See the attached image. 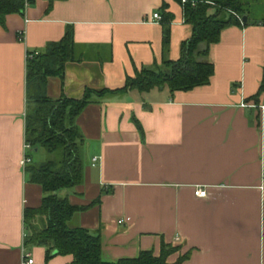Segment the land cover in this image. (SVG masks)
I'll return each mask as SVG.
<instances>
[{
    "label": "crops",
    "instance_id": "0c3cea01",
    "mask_svg": "<svg viewBox=\"0 0 264 264\" xmlns=\"http://www.w3.org/2000/svg\"><path fill=\"white\" fill-rule=\"evenodd\" d=\"M195 1V0H185ZM171 14L161 44L153 12ZM160 15V14H159ZM246 18L222 28L208 45L212 74L188 90L166 88L108 94L87 103L74 123L82 139L80 183L61 189L76 211L68 221L97 234L100 259L157 256L168 264H264V25ZM70 28L75 59L63 77L49 76L45 93L80 98L84 88L114 89L142 66L175 60L190 35L175 0H35L0 24V264H69L23 246L25 208L43 196L27 181L26 56L41 52ZM256 100H253V98ZM244 104V105H243ZM133 119L140 126L138 130ZM26 150L42 162V147ZM38 161H34V154ZM94 159L93 163L92 160ZM204 189V197L194 195Z\"/></svg>",
    "mask_w": 264,
    "mask_h": 264
},
{
    "label": "trees",
    "instance_id": "16d2710c",
    "mask_svg": "<svg viewBox=\"0 0 264 264\" xmlns=\"http://www.w3.org/2000/svg\"><path fill=\"white\" fill-rule=\"evenodd\" d=\"M50 8L54 0H47ZM182 22L190 26V35L179 43L175 60L162 59L160 64L142 66L127 76L123 84L114 89L84 88L80 98L61 95L57 99L47 97L46 80L49 76L63 77L64 64L74 60L75 49L72 32L67 28L62 38L48 43L41 52L27 51L26 56V109L25 141L32 148L42 147L49 157L42 162L29 161L24 167L27 181L41 186L43 196L37 208H25L23 222L25 235L23 246H43L45 257L70 255L69 264H168L165 256L170 251L163 245L157 256L150 251H140L134 258H121L114 262L100 259V241L97 234L69 226L68 221L76 211L65 197L58 196L61 189H69L80 183L82 174V139L74 120L82 108L108 94H120L135 90L148 92L166 88L188 90L204 85L212 74V65L205 60L208 45L218 40L219 31L227 26H241V17L252 14L260 7L255 22L264 25V0H195L180 2ZM35 0H0V24L6 14H23L25 7ZM160 6L161 44L165 48L169 40L170 13ZM264 90V64L258 92ZM253 100H256L254 97ZM138 130L139 124L133 119ZM27 156L30 155L28 152Z\"/></svg>",
    "mask_w": 264,
    "mask_h": 264
},
{
    "label": "built area",
    "instance_id": "2783aa9c",
    "mask_svg": "<svg viewBox=\"0 0 264 264\" xmlns=\"http://www.w3.org/2000/svg\"><path fill=\"white\" fill-rule=\"evenodd\" d=\"M180 2H185V0H180ZM150 18L155 20V21H159L160 15L157 12H153L150 15ZM263 99H264V97H263ZM252 106H255L257 109L261 110L264 107V102L254 103V104H252ZM29 148H30V145L27 142H25V144H24L25 154L21 160V165L23 166V168L30 161L29 157L26 155V150H28ZM93 161H94V159L92 160V163H93ZM194 195L197 197H204L205 191H204V189H201V188L195 189ZM20 264H34V260L28 252H25L23 250Z\"/></svg>",
    "mask_w": 264,
    "mask_h": 264
},
{
    "label": "rangeland",
    "instance_id": "374dc122",
    "mask_svg": "<svg viewBox=\"0 0 264 264\" xmlns=\"http://www.w3.org/2000/svg\"><path fill=\"white\" fill-rule=\"evenodd\" d=\"M261 7V6H260ZM260 7L258 6H256L254 9H253V12H252V14L251 15H249V17L250 18H253L254 16H258L259 15V13H260ZM43 153H44V156H43V160H45V159H47L48 157H49V154L46 152V150L43 148ZM34 154V153H33ZM38 157L39 156H36L35 154H34V161H38L39 159H38Z\"/></svg>",
    "mask_w": 264,
    "mask_h": 264
},
{
    "label": "water",
    "instance_id": "95a60500",
    "mask_svg": "<svg viewBox=\"0 0 264 264\" xmlns=\"http://www.w3.org/2000/svg\"><path fill=\"white\" fill-rule=\"evenodd\" d=\"M245 21H246V16H242V17H241V22H242V23H245Z\"/></svg>",
    "mask_w": 264,
    "mask_h": 264
}]
</instances>
